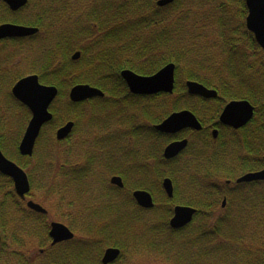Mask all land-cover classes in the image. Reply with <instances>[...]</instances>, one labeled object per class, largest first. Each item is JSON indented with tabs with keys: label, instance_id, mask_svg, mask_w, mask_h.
<instances>
[{
	"label": "trees",
	"instance_id": "obj_1",
	"mask_svg": "<svg viewBox=\"0 0 264 264\" xmlns=\"http://www.w3.org/2000/svg\"><path fill=\"white\" fill-rule=\"evenodd\" d=\"M219 1L175 0L168 6L158 7L154 0H97L95 5L98 9L93 8L89 12L83 22L86 25L84 30L76 37L73 35L69 38V35L64 34L57 38L60 28L52 5L55 0L54 3L48 0V30H54L56 37L54 49L49 46L43 82L60 90L52 106L54 120L51 126L58 127L67 121H75L76 131L79 119L92 109L88 106L91 102L72 103L68 99V91L77 83L88 82L93 72L105 77L108 69L102 66L94 70L90 59L95 53L94 47L102 44L107 45L110 51L102 49L100 54L122 51L136 58L137 65L128 61L123 68H130L140 75H153L167 64L174 63V94L186 95V82L195 81L215 89L219 94L218 101H249L255 107V116L251 143L247 147L254 151L255 163H243L240 171L232 174L224 171L216 156L209 157L206 185L195 179L186 181L182 177L168 175L173 179L174 198L167 199L162 187L160 197L168 203L198 210L193 222L181 230L170 228L172 210L168 209L166 213L158 209L142 210L136 206L131 195L128 196L129 211L126 214H94L116 219L117 222L106 228L82 229L76 227L74 221L70 222L69 227L82 233L79 239L88 240V249L51 248L48 217L27 209L15 194L12 180L0 174V231L3 236L0 264H91L93 256L90 245L95 239L105 243L106 247L122 249L127 256L129 251L135 252L131 255L138 256L144 249L146 252L143 253L171 264H264V182L236 186V189L226 193L227 208L215 210L225 194L219 187L221 180L264 168V52L247 30L245 0ZM206 7L210 8L209 12ZM215 11L219 12L218 17L208 16ZM89 23L97 25L98 31L102 33L101 38H93L96 33ZM91 39L96 41L92 42ZM81 40H84L81 43L82 69L70 60L72 52L77 49V42ZM59 56H62L60 63ZM121 68L111 65L108 73L117 76ZM96 86L107 95L115 96L114 91L108 89V84L98 83ZM173 100L175 104L161 113V120L174 111L189 109L184 99ZM106 101L107 98L101 100L102 103ZM18 106L16 104L17 109ZM100 109L109 108L101 106ZM208 112L213 111L209 109ZM22 130H17L12 138L15 142L12 151L5 148L6 133H0V147L6 156L27 169V158L18 151ZM41 140L33 158L40 156ZM51 145L49 142L47 146ZM49 151L52 155L49 153L48 157L53 160L48 164V172L56 165L54 159L59 158L52 149ZM62 167L71 168L72 163L63 164ZM163 177L161 175L160 183ZM130 187L133 190L141 188L136 182H132ZM201 193H205L206 203ZM130 229L137 234L134 240L127 233ZM32 239L38 241L39 250L45 249L44 255L38 252L39 259L22 250ZM255 242H259V245L252 244Z\"/></svg>",
	"mask_w": 264,
	"mask_h": 264
},
{
	"label": "flooded vegetation",
	"instance_id": "obj_2",
	"mask_svg": "<svg viewBox=\"0 0 264 264\" xmlns=\"http://www.w3.org/2000/svg\"><path fill=\"white\" fill-rule=\"evenodd\" d=\"M154 1L158 4L159 0ZM52 2L54 3V0ZM52 5L56 10L55 16L58 17L60 25V33L57 38H61L64 34L69 35V38H72L73 35L76 37L80 31L86 28L83 22L89 13L86 18H82L79 21L81 8L78 0H55V4ZM48 16V0H26L25 6L18 10H13L7 3L0 0V27L5 24H11L37 30L34 34L25 37L0 39V120L5 118V120L12 119L15 121L18 118L17 115L23 113L25 117L23 120L19 117V120L20 122L23 121L21 127H24L27 122L24 133L32 119V113L28 107L14 98L12 89L17 82L29 76H37L42 85H47L43 82L46 75L43 69L47 63L49 46L54 49L55 45V39L50 40V36L52 38L56 37L53 31L49 32L48 30ZM91 26L96 33L93 38H101L102 33L98 31L97 25L93 23ZM83 41L77 42V49L70 56L71 62L80 69L84 67V64L81 63L80 65L83 60V47H81ZM91 41L95 42L96 40L91 39ZM94 48L95 53L93 52L90 57V59L92 58L91 66L94 70L102 66L107 68L105 77L93 72V77L88 82H80L74 86L89 85L102 90L96 85L98 83L108 84V89L114 91L115 96L107 95L102 90L105 93L104 97H93L81 102H91L88 103V106L92 109L86 112V116L82 115V118L79 119L77 131H74L75 121H67L58 127L51 126L54 118L51 123L46 124L42 128L35 145L34 154L32 156H23L27 158L25 164L27 169L17 163L24 169L30 182L31 190L24 200L26 208H28L27 203L29 201L38 203L33 195L34 190L44 191L47 196L53 195L58 198L57 205L59 207L64 206L71 211V215H74L73 221L76 227L82 229L92 227L94 230H98L106 228L117 221L111 217L103 218V216H95L94 214L120 213L121 216L126 214L129 211V195H131L136 206L142 210H165L167 206L165 203L167 202L163 197H161L162 199L160 198V188H163V183H160L161 175L164 176L162 182L168 178L173 183V179L169 177L172 175L176 178L182 177L186 181L195 179L206 185V169L209 157L216 156V159L220 160L224 171L232 174H237L243 163H247V165L255 163L254 151L247 147L250 146V134L254 130L253 119L238 129L221 122V115L231 101L225 103L221 100L218 101V98L207 99L189 93L177 96L133 94L123 78L122 72L131 70L136 73L130 68L123 67L126 66L125 64L128 61L137 65V59L122 51L110 52L107 55H105V52L100 54V52H103L102 49L110 51L107 45L100 44ZM76 53H80V57L74 60L73 56ZM58 59V63H60L62 56H59ZM111 65L122 67L117 76H112V74L108 73ZM90 75L92 76V73ZM7 83L9 86L6 91H3L1 85ZM71 89H69L68 97ZM105 98H107V101L102 103L101 100ZM174 98L184 99L185 105L189 107V109H181L174 112L190 111L200 122L201 130L186 128L177 133L169 134L161 133L157 130V127L174 113H170L161 120V114L158 112L161 100L166 99L163 100L162 105L167 104L171 107L175 104ZM16 104L19 105L18 109ZM101 106L109 109L101 110ZM209 109L213 112H208ZM28 116L29 118H27ZM68 122H74L73 132L67 140L58 141L56 137L57 131ZM82 123H85V126L81 128ZM6 132V128L4 129L1 126L0 133ZM76 132L77 134L74 135ZM48 133H50L49 136ZM73 135L74 142L71 141ZM21 140L19 141L18 151ZM40 140L42 143L39 149L43 154L39 152L41 157L33 158ZM68 140L70 144L72 143L71 146L68 149H64V151L62 150L60 155L59 153L57 154L61 156L62 161L63 158H66V160L71 162L72 167L63 169V164L61 163V167L56 168L54 166L48 172V164L53 160V158L48 157L49 153L52 155L49 150L55 146V143L59 147H63ZM185 140L187 141V146L179 155L171 159L165 158V150L170 144ZM49 142L52 143L51 146H47ZM58 159L60 160V157ZM58 159L55 160L56 163L59 162ZM70 171L71 174L69 175ZM248 173H251V171L240 176L238 174L233 179L221 180L219 187L223 189L225 194L216 207V211L227 208V192L233 191L238 185L245 186L256 183L237 182L238 179ZM132 182L138 183L141 188L131 189ZM136 191L148 192L152 196L155 206L152 209L139 206L134 198ZM200 195L204 197V203H206L205 193ZM40 205L42 206V204ZM177 206L186 205L174 204L170 208L172 212ZM29 210L32 211L31 209ZM48 214L44 216L48 217ZM52 222L49 223V229ZM66 226L74 232L75 236L77 235L76 230H73L69 225ZM48 237L51 248H59L60 250L61 248L74 247L89 248L88 240L79 239L77 236L72 240L56 245L52 244L53 240L49 236V231ZM105 245V243L96 239L93 245H90L91 255L93 256L91 264H103L104 255L110 248L119 249L121 252L120 256L110 264H126L127 254L123 253L122 249L111 246L106 247ZM39 251L40 254L44 255L45 249H40Z\"/></svg>",
	"mask_w": 264,
	"mask_h": 264
},
{
	"label": "water",
	"instance_id": "obj_3",
	"mask_svg": "<svg viewBox=\"0 0 264 264\" xmlns=\"http://www.w3.org/2000/svg\"><path fill=\"white\" fill-rule=\"evenodd\" d=\"M13 10L25 6L26 0H3ZM175 0H159L160 7L167 6ZM248 15L246 18L247 29L254 35L256 42L264 51V0H246ZM37 30L5 24L0 27V39L6 37H25L34 34ZM80 53L73 56L74 60L79 59ZM175 64H168L159 72L152 76H141L130 70L122 72L123 78L126 80L131 92L136 95H155L159 93L173 94L175 90ZM188 93L191 95L202 96L207 99H215L218 93L209 89L204 85L188 81L186 83ZM14 97L22 104L27 106L31 113L32 119L29 122L25 134L21 140L19 151L23 156H32L36 142L41 134L42 128L53 120V114L50 111L52 103L59 94V90L55 86L42 85L37 76H29L21 79L12 89ZM105 94L89 85H77L70 91V100L73 103H81L93 97H104ZM255 108L248 101H232L230 102L221 115V122L232 126L236 129L248 124L254 117ZM74 122H68L62 126L56 134L58 141L67 139L73 132ZM192 128L201 130L202 126L195 115L188 110L172 113L157 130L161 133H177L183 129ZM187 146V141L174 142L165 150V158L171 159L179 155ZM0 173L10 177L14 182L16 194L23 201L30 192V182L26 172L13 161L9 160L0 148ZM264 181V169L254 173H248L238 179V183H249ZM163 188L169 198L174 196V187L170 179L163 181ZM134 198L138 205L152 209L155 204L152 196L146 191H136ZM29 209L47 215L48 211L38 203L29 201L27 203ZM197 210L192 207L177 206L174 210V216L170 220L171 228L178 230L190 224ZM49 236L53 240L52 244L72 240L74 233L64 224L60 222H52L50 225ZM2 235L0 233V244ZM121 252L119 249L110 248L106 251L103 264H110L115 261Z\"/></svg>",
	"mask_w": 264,
	"mask_h": 264
},
{
	"label": "rangeland",
	"instance_id": "obj_4",
	"mask_svg": "<svg viewBox=\"0 0 264 264\" xmlns=\"http://www.w3.org/2000/svg\"><path fill=\"white\" fill-rule=\"evenodd\" d=\"M217 1L220 2L219 0H217ZM78 2L80 4V8H81L80 11H79V18H78L79 21L82 18H86L87 14L90 11H92L93 8H97L98 7V6L95 5L97 3V0H78ZM206 9L209 12V9L210 8L206 7ZM210 15H212V16H215L216 15V17H218L220 14H219V12L218 13L216 12V13H211L208 16H210ZM75 21H77V20H75ZM76 23H78V21ZM57 26H58V28H60L59 27L60 26L59 24ZM50 40H54V38H52L50 36ZM8 86H9L8 83L7 84H4V85H1V89L3 91H6L7 88H8ZM173 95L177 96V94H174V93H173ZM163 100H166V99H162L161 100V106L158 109L159 110L158 112L160 114L163 113V112H165V111H167L166 108H170V106H168L167 104L162 105ZM61 106H63V103H62ZM17 114H18V112H17ZM17 117L18 118H16L15 121H13L12 119L5 120V118H1V120H0V128H1V126H3L4 129L6 128V130H7L6 135H5V139H6V146H5V148L7 149V151H12L13 145L15 144V142L12 140V138L17 133V130L20 131L21 129H23L22 130L23 133H22L21 138H20V139H22L23 134H24L25 127L27 125V122L25 124V120H24V124L25 125H24V127H21L23 121L20 122L19 117H20L21 120H23V118L25 117V115H23V113H19L17 115ZM84 126H85V123H82L81 128L84 127ZM76 134H77V132L74 135H76ZM49 135H50V133H48V136ZM74 135L72 136V139H71L72 142L75 141ZM71 144L70 143H68V144L66 143V144H64L63 147H59L55 143V146L53 145L54 147L52 148V151L55 152V154L59 153V155H60V152L62 150L64 151V149H66V148L68 149L71 146ZM59 155H58V157H60ZM54 160H56V159H54ZM58 161L59 162H57L56 165H55L56 168L61 167V163L62 164H69V161L66 160V158H63V161H62V159L60 157V160L58 159ZM33 195L36 198L35 201H37L39 204H42V206H44L48 210V212H49V214H48V222L49 223L52 222V221H56V222L64 223L65 225H69V223L74 220V215H71V211L68 210V208H65L64 206H62V207L60 206L59 207L57 205V203H58V200L57 199L58 198H56L55 196H53V195H48L47 196V194L44 191L41 192V191H39L37 189L33 191ZM165 204L167 206L165 207V210L162 211V213H166V211L168 209L172 208L173 205H174V204H171V203H168V202L165 203ZM69 215H70V218H69ZM127 233L130 236L132 235V238H131L132 240L135 239V238H133L134 236L135 237L137 236V234L134 233L133 229H130V231H127ZM76 234H77L76 235L77 237H81L82 236V233H78L77 232ZM260 237H261V235H259V238ZM9 240H10V237L8 238V243L10 244V241ZM252 244L257 246V245H259V242H255V243H252ZM16 250H19V248L16 247ZM22 250L24 252H26V253H29L28 255H31L33 257H36V259H39V254H38V252H39V245H38V241L36 239L28 240L27 246H25V248H23ZM143 252H146V251L145 250H142V252H141L140 255L133 256V255H131V253H135V252L134 251H129V256H126V260H125L126 264H171V263H168L166 261H163V260H161V259H159L157 257H154V255L146 254V253H143Z\"/></svg>",
	"mask_w": 264,
	"mask_h": 264
}]
</instances>
